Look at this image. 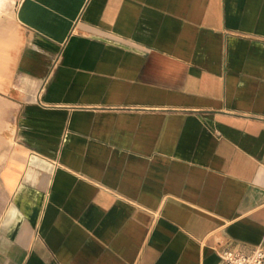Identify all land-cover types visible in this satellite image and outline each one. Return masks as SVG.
<instances>
[{
  "label": "crops",
  "instance_id": "obj_1",
  "mask_svg": "<svg viewBox=\"0 0 264 264\" xmlns=\"http://www.w3.org/2000/svg\"><path fill=\"white\" fill-rule=\"evenodd\" d=\"M264 237V0H18L0 20V264H228Z\"/></svg>",
  "mask_w": 264,
  "mask_h": 264
},
{
  "label": "built area",
  "instance_id": "obj_2",
  "mask_svg": "<svg viewBox=\"0 0 264 264\" xmlns=\"http://www.w3.org/2000/svg\"><path fill=\"white\" fill-rule=\"evenodd\" d=\"M221 256L228 264H264V237L253 251L227 248Z\"/></svg>",
  "mask_w": 264,
  "mask_h": 264
},
{
  "label": "rangeland",
  "instance_id": "obj_3",
  "mask_svg": "<svg viewBox=\"0 0 264 264\" xmlns=\"http://www.w3.org/2000/svg\"><path fill=\"white\" fill-rule=\"evenodd\" d=\"M18 0H0V20L5 17L10 20Z\"/></svg>",
  "mask_w": 264,
  "mask_h": 264
}]
</instances>
